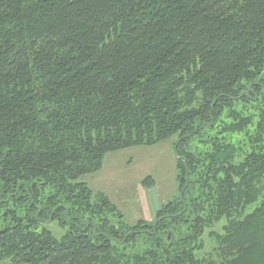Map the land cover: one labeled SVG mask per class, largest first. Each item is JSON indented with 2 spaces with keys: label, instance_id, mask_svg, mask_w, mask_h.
<instances>
[{
  "label": "trees",
  "instance_id": "obj_1",
  "mask_svg": "<svg viewBox=\"0 0 264 264\" xmlns=\"http://www.w3.org/2000/svg\"><path fill=\"white\" fill-rule=\"evenodd\" d=\"M174 137L152 221L82 181ZM0 264H264V0H0Z\"/></svg>",
  "mask_w": 264,
  "mask_h": 264
},
{
  "label": "rangeland",
  "instance_id": "obj_2",
  "mask_svg": "<svg viewBox=\"0 0 264 264\" xmlns=\"http://www.w3.org/2000/svg\"><path fill=\"white\" fill-rule=\"evenodd\" d=\"M177 137L154 146H140L109 153L102 169L82 178L95 193L106 195L125 215L129 223L140 220L152 221L158 209L178 197V183L175 155ZM152 179L153 188L144 182ZM225 221L216 227L222 232ZM55 236L63 233L54 225H49ZM207 243H211L208 235ZM211 250V244H209Z\"/></svg>",
  "mask_w": 264,
  "mask_h": 264
}]
</instances>
